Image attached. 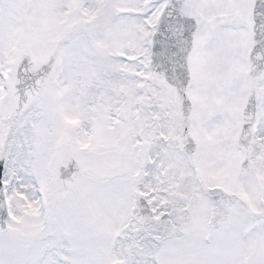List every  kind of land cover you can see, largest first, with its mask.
<instances>
[{
	"label": "snow or ice",
	"instance_id": "snow-or-ice-1",
	"mask_svg": "<svg viewBox=\"0 0 264 264\" xmlns=\"http://www.w3.org/2000/svg\"><path fill=\"white\" fill-rule=\"evenodd\" d=\"M0 264H264V0H0Z\"/></svg>",
	"mask_w": 264,
	"mask_h": 264
}]
</instances>
